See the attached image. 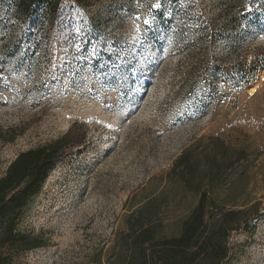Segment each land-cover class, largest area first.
I'll list each match as a JSON object with an SVG mask.
<instances>
[{"label":"rangeland","instance_id":"374dc122","mask_svg":"<svg viewBox=\"0 0 264 264\" xmlns=\"http://www.w3.org/2000/svg\"><path fill=\"white\" fill-rule=\"evenodd\" d=\"M191 1L61 0L43 25L17 20L0 0V177L20 152L71 130L17 223L42 246L1 248L11 264H106L124 217L161 192L171 202L164 232L178 235L196 198L167 185V174L208 136L247 151L233 176L246 168L248 196L261 202L248 229L231 235L229 264H264V67L253 68L264 64V0L259 16L210 48L215 100L208 86L192 87L205 65L183 47L193 34Z\"/></svg>","mask_w":264,"mask_h":264},{"label":"trees","instance_id":"16d2710c","mask_svg":"<svg viewBox=\"0 0 264 264\" xmlns=\"http://www.w3.org/2000/svg\"><path fill=\"white\" fill-rule=\"evenodd\" d=\"M17 20L46 23L60 8L61 0H4ZM87 4L97 0H73ZM158 0H155L157 2ZM192 0L196 12H189L193 34L183 44L187 55L204 60V72L195 76L192 87L208 86V96L215 100L217 81L206 71L218 66L209 53L218 40L231 33L242 21L262 13L257 0ZM219 3V4H218ZM220 5V10L215 11ZM260 5V4H259ZM257 5V6H259ZM42 9L43 14H37ZM187 13L184 15L186 17ZM264 67L259 61L254 70ZM195 69L189 70L195 74ZM188 73V75H189ZM71 130L34 149L20 152L0 177V249L20 244V251L42 246L39 238L17 230L22 211L42 189L49 174L70 146ZM248 161L245 149L225 143L218 136L203 137L188 146L174 161L167 174V185L179 184L196 198L189 214L181 221L178 235H166L165 216L171 203L163 195L143 198L136 208L124 217L123 229L115 237L106 264H229L230 237L246 231L261 211V202L248 196L247 169L237 167ZM236 180L243 183L237 187ZM0 264H11L0 255Z\"/></svg>","mask_w":264,"mask_h":264},{"label":"snow or ice","instance_id":"6c2138e0","mask_svg":"<svg viewBox=\"0 0 264 264\" xmlns=\"http://www.w3.org/2000/svg\"><path fill=\"white\" fill-rule=\"evenodd\" d=\"M154 7H159V5H158V4H156V5H154Z\"/></svg>","mask_w":264,"mask_h":264}]
</instances>
